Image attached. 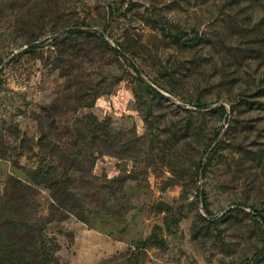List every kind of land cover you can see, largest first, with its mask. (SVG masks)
<instances>
[{"label": "rangeland", "instance_id": "obj_1", "mask_svg": "<svg viewBox=\"0 0 264 264\" xmlns=\"http://www.w3.org/2000/svg\"><path fill=\"white\" fill-rule=\"evenodd\" d=\"M84 116L114 145L68 174L85 222L26 177ZM19 251L264 264V0H0V264Z\"/></svg>", "mask_w": 264, "mask_h": 264}, {"label": "trees", "instance_id": "obj_2", "mask_svg": "<svg viewBox=\"0 0 264 264\" xmlns=\"http://www.w3.org/2000/svg\"><path fill=\"white\" fill-rule=\"evenodd\" d=\"M74 32L80 34V32ZM74 32H69V34ZM69 133L72 136L66 143L69 145L68 147L54 146L51 150V167L40 164L36 169L26 173V177L33 186L47 190L50 199L58 209L81 219L79 214L74 213L75 203L79 200L77 194H72L69 191L74 185L68 174L89 175V168L95 160V156L105 154L104 150H110V148H114V145L109 124L99 123L93 117L84 116L77 120L73 128H70ZM53 162L58 163V166ZM58 170L63 171L64 176ZM81 221L85 222L84 219ZM11 247L7 250L8 252L14 250L12 244ZM3 259H7L5 255ZM26 261H30L27 251H19L16 256L12 257L13 263L25 264Z\"/></svg>", "mask_w": 264, "mask_h": 264}]
</instances>
